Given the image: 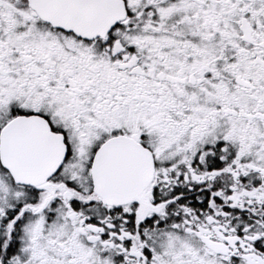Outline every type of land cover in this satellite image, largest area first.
Listing matches in <instances>:
<instances>
[{
  "label": "snow or ice",
  "instance_id": "obj_1",
  "mask_svg": "<svg viewBox=\"0 0 264 264\" xmlns=\"http://www.w3.org/2000/svg\"><path fill=\"white\" fill-rule=\"evenodd\" d=\"M0 264H264V0H0Z\"/></svg>",
  "mask_w": 264,
  "mask_h": 264
}]
</instances>
